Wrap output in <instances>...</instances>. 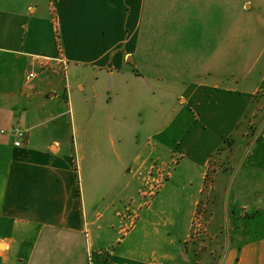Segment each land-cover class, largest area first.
<instances>
[{"label": "crops", "instance_id": "1", "mask_svg": "<svg viewBox=\"0 0 264 264\" xmlns=\"http://www.w3.org/2000/svg\"><path fill=\"white\" fill-rule=\"evenodd\" d=\"M222 1L0 0V264H87L113 243V264H193L180 192L201 188L259 86L249 60L234 73V25L213 44L196 22ZM175 148L172 179L118 239L117 205ZM239 221L223 264H264V214Z\"/></svg>", "mask_w": 264, "mask_h": 264}, {"label": "rangeland", "instance_id": "2", "mask_svg": "<svg viewBox=\"0 0 264 264\" xmlns=\"http://www.w3.org/2000/svg\"><path fill=\"white\" fill-rule=\"evenodd\" d=\"M229 3L223 0L214 13L198 15L195 11V21L203 22V28L208 29L205 30L209 34L207 39L213 44L216 40L227 39L234 25V73H242L245 65V70L251 67L253 77L259 76V86L241 127L226 139L223 148L213 155L207 165L201 188L198 191L180 192L194 202L188 209L182 208L184 216H189L191 223L187 236L183 238L185 245L180 246L191 252L189 261L193 264L199 261L223 264L234 238L240 243L245 238L243 232L238 234L236 231L239 220L264 214L257 209L260 204L257 202H264V0H229ZM210 25L212 28L206 27ZM248 60L250 65L246 68ZM255 60L256 64L253 63ZM181 158V153L175 148L169 152L168 158H153L145 170L138 172L140 187L137 193L115 209L116 223L112 227L117 229L118 239L137 228L143 214L153 207L155 199L172 179ZM174 194L180 197L178 192ZM116 248L117 244L113 243L107 248L93 250L92 254L95 260V254H107L104 264H113L112 256ZM90 253L87 264H90ZM95 260L93 264H102Z\"/></svg>", "mask_w": 264, "mask_h": 264}, {"label": "built area", "instance_id": "3", "mask_svg": "<svg viewBox=\"0 0 264 264\" xmlns=\"http://www.w3.org/2000/svg\"><path fill=\"white\" fill-rule=\"evenodd\" d=\"M56 61L60 64V66H63L64 68H66V66H67V60L63 56L62 52L60 53V55L56 59ZM35 77H36L35 76V73L34 72H31L28 75V80L29 81H32ZM11 135H12V137L14 139V145H15V147L20 148V147H22L26 143V141L28 139L29 132H28V130H25V129L14 128L11 131ZM93 255L94 254H92V252L89 255L90 264H93V261L95 260V256L93 257ZM95 255L97 256V259L95 261L96 262H99V263H102V264H104L105 263V260L108 258L107 257V254H104L102 252L99 253V254H95ZM103 257H105V259Z\"/></svg>", "mask_w": 264, "mask_h": 264}]
</instances>
